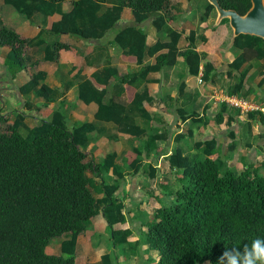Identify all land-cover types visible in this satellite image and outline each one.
Wrapping results in <instances>:
<instances>
[{
	"label": "trees",
	"instance_id": "trees-1",
	"mask_svg": "<svg viewBox=\"0 0 264 264\" xmlns=\"http://www.w3.org/2000/svg\"><path fill=\"white\" fill-rule=\"evenodd\" d=\"M68 1L70 8L61 12L60 0H3L26 18L40 13L48 20L31 38L0 26V53L5 50L2 63L13 76L25 68L23 51L27 46H41L42 59L48 61H56L61 52L69 49L65 43L45 40V35L69 34L83 40H97L112 30L111 42L120 48L125 60L141 64L149 56L152 61L130 73H119L110 66L95 69L77 83L76 97L83 103L95 104V120L114 123L118 132L134 136L138 142L131 148V159L125 156L116 161L115 153L106 151L97 163L85 160L84 149L94 125L81 122L68 128L62 112L49 108L52 91L43 83L45 73L41 70L30 72L16 88L20 94L33 91L42 98L40 105L22 101L25 109L36 111L41 118L28 127L23 112L17 113L18 117L10 122L4 117L7 123L0 131V264H75L76 238L84 234L97 214L109 227L114 245L116 233L110 225L126 219L124 204L117 197L124 176L139 170L141 153H148L153 140L162 137L144 135L133 117L153 118L143 106L150 95L145 87L137 90L138 83L148 72L174 64L180 54L177 42L184 27L179 31L166 28L174 18L165 12L168 0H113L109 6L104 5L106 0ZM217 2L221 8L233 9L238 14H243L250 5L249 0ZM123 7L130 10L133 22L116 28ZM211 10L212 6L206 2L199 16L202 31L211 29L206 23ZM156 11L161 13L149 22L156 32L165 30V40L146 45L141 24L148 13ZM54 13L58 16L51 19ZM199 38L204 40L202 34ZM185 39V50L180 54L186 66L185 76L195 79L199 56L192 46L193 30L188 31ZM231 46L237 53L227 63L229 70H237L244 62L264 60V42L257 36L238 34ZM212 70L208 61L203 62L200 81L209 82ZM244 74L245 70L228 93L237 92ZM112 79L117 81L119 91L126 93V101L105 98ZM185 80L179 82L178 93L186 86L188 80ZM262 82L263 78L259 80ZM254 115V112L246 114L249 119ZM180 116L182 121L185 118L199 120L194 111L185 114L182 111ZM214 117L220 121L221 112ZM258 118L264 121L261 115ZM229 119L225 120L227 125ZM192 146L191 156L182 155L179 148L168 155L171 170L167 175L174 176L176 188L171 190L169 182L156 181L160 191L172 195L173 202L165 206L159 201L158 192H153L156 204L150 217L138 220L144 229L140 230L141 237L131 248H137L139 241L145 242L147 250L156 252V264H217L225 249L240 248L253 239L264 238V174L259 172L264 163H248L236 173L222 160L215 139L196 141ZM228 147L232 148L233 143ZM108 172L110 183L104 180ZM145 175L156 177L155 168L148 165ZM96 193L101 195L95 197ZM128 232V229L122 231L123 234ZM54 237H58V252L48 253L45 248ZM134 252L139 261V250ZM93 264L117 263L109 253H102Z\"/></svg>",
	"mask_w": 264,
	"mask_h": 264
},
{
	"label": "crops",
	"instance_id": "crops-1",
	"mask_svg": "<svg viewBox=\"0 0 264 264\" xmlns=\"http://www.w3.org/2000/svg\"><path fill=\"white\" fill-rule=\"evenodd\" d=\"M112 1L106 0L104 5L109 6ZM175 1L168 0L165 7V12L168 16L173 15L171 8ZM179 4L181 9L188 12V3H185L184 0H179ZM59 7V11H67L70 8V2L68 0H60ZM211 12L206 18V23L211 29L203 31L204 40L199 38L201 42H198L194 34V41L192 43L193 49L199 56L197 75L201 73L203 62L208 61L213 67L209 82H197L196 77L195 79L186 77V66L181 56L177 54L174 64L164 66L158 71L148 72L145 79L138 83L136 89L141 90L145 87L150 95V100L148 103L143 102V106L149 114L153 115V118L147 120L141 116H134L133 122L144 130V135H161L162 137L153 140L148 153H141V166L139 170L135 174H126L124 176L122 186L117 192V197L118 195L121 196L118 199L123 204L125 203L123 201L124 195L128 192L126 184H130L133 190L139 191L142 188L141 183L145 179L148 181V186L142 188V190H152L154 188V185L153 187L151 185L152 182H156L158 179L170 182L174 176L169 177L167 175L171 170L167 162L169 153L175 148H179L182 155L191 156L194 153L192 145L196 141L208 138L215 139L222 160L231 168L236 166L241 170L248 163H264V121H260L258 115H254L252 119L239 115L236 110L226 104H224L223 108V103L215 102L210 97V91L213 88L219 87L224 90L232 88L240 73L245 70L242 84L237 92L233 94L249 98L264 105V60L244 62L237 70H229L227 63L234 57V52L235 55L237 53L236 49L230 50L232 48L230 44L231 30L228 24L226 25V22L220 23V21L217 25L213 26L215 13L213 10ZM160 13V11L148 13V18L141 24V28L145 32L146 45H151L156 40H165V38L161 39L157 36V32L149 22V19ZM57 16L58 13H54L50 18L55 19ZM199 16L196 19H199ZM196 19L191 20V25L196 24ZM47 20L48 17L40 13H34L26 18L10 5L4 3L3 0H0V26H6L25 38L35 36L39 29L44 27ZM176 20L174 16V19L167 24L171 25ZM132 22L133 17L130 10L127 7H123L115 27L131 24ZM191 25L187 29V33L189 30H192ZM112 34L113 31L109 30L97 40H83L69 34H59L56 37L45 35V40H57L67 44L69 49L61 52L56 61H48L42 59L41 46H27L23 51L25 68L20 69L13 76L6 71V67L2 63L5 52L2 49L0 53V96L2 94L5 97V101H2L0 98L3 103L2 109L13 108L18 105V109L26 111V116L24 115V122L26 124L28 123V118L32 119V123H37V120L41 118L39 114L36 111L26 110L22 101L40 105L42 98L35 95L33 91L20 94L16 87L27 79L30 72L41 70L45 73L43 83L52 91V101L49 108H58L61 112L63 111L62 114L67 127L70 128L72 125L81 122H90L94 125V129L88 134V142L84 149V153L86 154L85 160L91 159L97 163L102 159L106 151H113L116 155V161L125 156L127 159H131L133 157L131 148L138 142V138L118 132L115 124L112 122L95 120L93 117L96 110L95 104L93 102L83 103L76 97L77 83L88 77L95 69L102 66H110L116 68L119 73H130L137 71L141 64L144 65L152 61V57L149 56L145 57L141 64L125 60L121 56L120 48L111 42ZM186 36L187 34L183 30L180 37H183L181 45L178 46L180 38L177 42L178 53H182L185 50ZM226 43L228 45L225 47ZM22 71L24 77H16V84H14L13 77ZM261 78H263V82L259 83ZM181 80L188 81L182 91L178 93L177 86ZM110 97L119 98L122 101H126L127 98L124 91H119L115 79H112L107 86L105 98L109 99ZM182 111L184 114L190 111L196 112L199 120L192 121L190 118H185L182 121L180 116ZM219 111L222 118L220 121H216L214 116ZM1 116L6 117L7 122H10L11 115L6 114ZM227 118H230L228 125L225 123ZM30 124L29 122L28 126H31ZM230 131L232 132L231 135L229 134ZM230 143H233L232 148L228 147ZM123 165L127 173L128 168H126V163L124 162ZM148 165L155 168L156 177L148 178L145 175ZM160 166L165 167V169L158 171ZM259 172L260 174H264V165L260 167ZM94 180L97 182L99 178L96 176ZM104 180L107 183L111 182L109 172L106 173ZM126 180L127 182L125 183ZM146 190L145 192H149ZM152 192L155 191L152 190ZM100 195V193H96L95 197H99ZM126 197L128 205L124 204V209L130 211L132 200L129 196ZM139 201H142V197ZM99 216L101 215L97 214L94 217V221L97 220V222L93 224L101 225V218ZM126 220L135 223V226L139 225L138 221L131 219L129 215L126 217ZM139 227L141 230L144 229V226ZM136 233H138V230ZM79 236L76 238V253ZM138 245L139 247H135L133 251L139 250V262L142 264L147 262L151 250H147V245L143 241ZM111 248L110 252H107L109 247L99 250L102 251L100 254L109 253L111 259L116 258L118 260V254L120 255V252H122L119 257H123V259L127 258L120 248H115L114 246H111ZM56 250H58V242ZM135 253L132 256L136 257L137 254L135 255ZM117 264L119 263L117 262Z\"/></svg>",
	"mask_w": 264,
	"mask_h": 264
},
{
	"label": "rangeland",
	"instance_id": "rangeland-1",
	"mask_svg": "<svg viewBox=\"0 0 264 264\" xmlns=\"http://www.w3.org/2000/svg\"><path fill=\"white\" fill-rule=\"evenodd\" d=\"M186 3H188V5H189L188 12L179 7L180 6L179 0L175 1V3L173 4L171 9H172L173 16H175L177 20L174 21L173 23H171V25L166 24V28L176 29L179 31V28L181 26H183L184 32L186 34H188L186 31L191 25V20L196 19V17H198L202 13V10L206 4V0H187ZM171 9H170V12H171ZM178 20H179V22H178ZM226 25H227V22H226ZM191 27H192V30L194 31L196 39L198 40V42H201V40L199 39V36L201 34H203V31L199 27V19H196V24L191 25ZM164 31L165 30L161 29V31L157 32V36L160 37L161 39L165 38L164 37L165 36ZM208 33H210V31H208ZM182 40H183V37L180 38V41L178 42V46L181 45ZM226 45H228V43L225 44V47H226ZM230 50L233 51L234 48L232 47ZM180 54H181V52H180ZM180 54H178V55H180ZM233 55H235V52ZM7 72H9V71H7ZM16 77H24L23 71L19 72L17 75H15L13 77L14 78L13 79L14 84H16V81H15ZM228 90H230V89H228ZM0 98L2 99V101H5L4 95L1 94ZM2 106H3V103L0 100V131L5 128V123H7V122L3 121L4 117H2L1 115L9 114V115H11V119L12 118L16 119L18 117L17 113H20V111H21L25 115V112H26L25 110L18 109V107H19L18 105H16L13 108L11 107V108H4V109H2L3 108ZM27 121H28L27 125L29 124V122L31 123L30 124L31 126L34 125V123L31 122L32 119L28 118ZM31 126H28V127H31ZM66 126H67V124H66ZM22 132H24V131L22 130ZM161 169L164 170L165 167L160 166L158 171H160ZM232 170L237 173L240 169L235 166L234 168H232ZM159 181H161V180H159ZM126 182H127V180L125 181V183ZM141 182H143V181H141ZM141 184H142V188H144V187L148 186V181L145 179L144 182ZM169 184H170V186H168V187H170L171 190H173V188H176V186H175L176 184H175L173 178L170 180ZM151 185H152V187L154 185V188L152 190L155 192H158L157 193V195L159 196L158 199L160 202L162 201L163 205L167 206L173 202L172 195L168 196L164 192L160 191L159 187L157 185V182L153 181ZM142 188H140L139 191L136 189L133 190V188H131L130 184H126V189L128 192L125 193L123 201L125 202L124 204L127 206L128 205V199L126 196H129V198H131L132 202H131L130 211L125 210V212H126L125 217H127L129 215V217L131 219H136L137 221L141 217H144V218L150 217V212L155 207V204H156L154 201V198L152 196L153 192L151 193L152 190H146V189L142 190ZM129 190H131V191H129ZM145 190L149 191V192H145ZM118 197L120 198L121 196L118 195ZM141 197H142V201H139V199ZM135 200H136V202H134ZM137 202H138V204H137ZM99 217L102 219V220L100 219L101 225L93 224V223L97 222V220L94 221V218H93L91 220L92 222L87 226L84 234H82L78 237V246H77V250H76L77 253L75 252V264H87L88 262L93 264L95 261H97L98 255L102 252L99 250H104V248L107 249L109 247V250L107 252H110L112 250L111 246H114L115 248L116 247L120 248L121 251L124 252L125 257H127L126 259H123V257L120 258L119 256H121V253H122V252H120V255L118 254V260H116V258L113 259L116 263L118 262L119 264H140V262L137 261V256L136 257L132 256L133 250L131 248V246L134 244V242H136L139 239V237H141V235L139 236V234H141L142 231H140L141 229H138L139 225L137 224L138 226H135L134 225L135 223L129 222L126 219L124 221H121V222L112 223L110 225L111 230H114L116 233L114 235V242H116V243L113 242L114 245H112L111 231H110L109 227L106 225V222L104 221L102 216H99ZM93 225H95V226H93ZM126 229H128L130 232H128L127 234H123L122 231L126 230ZM137 229H138V233H136ZM57 242H58V237L52 238L51 241L48 243V245L45 248L46 252L57 253L58 252V250H56ZM141 242L142 241H139V243H141ZM138 247H139V245H138ZM135 255H136V253H135ZM149 256H148V258H150V262H145L142 264H156V262H155V260L157 258L156 252L151 250V253H149ZM205 264H207V263L205 262Z\"/></svg>",
	"mask_w": 264,
	"mask_h": 264
},
{
	"label": "water",
	"instance_id": "water-1",
	"mask_svg": "<svg viewBox=\"0 0 264 264\" xmlns=\"http://www.w3.org/2000/svg\"><path fill=\"white\" fill-rule=\"evenodd\" d=\"M212 6L215 13L214 25H217L222 19L231 30L230 44L233 38L238 34H248L261 38L264 42V1L249 0V7L243 14H238L233 9H223L219 6L217 0H206Z\"/></svg>",
	"mask_w": 264,
	"mask_h": 264
},
{
	"label": "clouds",
	"instance_id": "clouds-1",
	"mask_svg": "<svg viewBox=\"0 0 264 264\" xmlns=\"http://www.w3.org/2000/svg\"><path fill=\"white\" fill-rule=\"evenodd\" d=\"M217 264H264V238L253 239L240 248L225 249Z\"/></svg>",
	"mask_w": 264,
	"mask_h": 264
},
{
	"label": "built area",
	"instance_id": "built-area-1",
	"mask_svg": "<svg viewBox=\"0 0 264 264\" xmlns=\"http://www.w3.org/2000/svg\"><path fill=\"white\" fill-rule=\"evenodd\" d=\"M197 82L200 81V73L196 76ZM210 97L215 102H220L228 105L237 111L239 115L246 116L249 112H254L256 115H261L264 119V105L257 103L254 100L228 93L222 88H213L210 91Z\"/></svg>",
	"mask_w": 264,
	"mask_h": 264
}]
</instances>
